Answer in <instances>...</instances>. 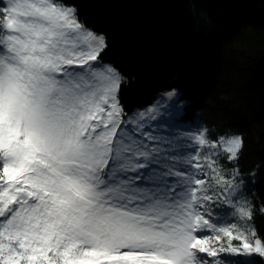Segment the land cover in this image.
<instances>
[{
	"label": "snow or ice",
	"instance_id": "6c2138e0",
	"mask_svg": "<svg viewBox=\"0 0 264 264\" xmlns=\"http://www.w3.org/2000/svg\"><path fill=\"white\" fill-rule=\"evenodd\" d=\"M106 48L63 0H0V264H264L242 136L174 122L175 89L129 115Z\"/></svg>",
	"mask_w": 264,
	"mask_h": 264
},
{
	"label": "trees",
	"instance_id": "16d2710c",
	"mask_svg": "<svg viewBox=\"0 0 264 264\" xmlns=\"http://www.w3.org/2000/svg\"><path fill=\"white\" fill-rule=\"evenodd\" d=\"M80 23L106 37L101 54L127 78L120 103L133 113L173 89L182 119L211 140L242 136L238 166L257 171L245 187L264 239V0H63ZM255 264L260 258L254 257Z\"/></svg>",
	"mask_w": 264,
	"mask_h": 264
},
{
	"label": "rangeland",
	"instance_id": "374dc122",
	"mask_svg": "<svg viewBox=\"0 0 264 264\" xmlns=\"http://www.w3.org/2000/svg\"><path fill=\"white\" fill-rule=\"evenodd\" d=\"M77 16V15H76ZM78 19V17H77ZM80 22V21H79ZM82 24V23H81ZM83 25V24H82ZM84 26V25H83ZM85 27V26H84ZM86 29H88L87 27H85ZM90 30V29H89ZM94 32V31H93ZM97 34V33H96ZM99 35V34H98ZM101 59V58H100ZM102 61V60H101ZM103 62V61H102ZM104 63V62H103ZM104 64H107V63H104ZM110 65V64H109ZM167 92V91H166ZM178 92V91H177ZM164 93V92H163ZM179 93V92H178ZM162 94V93H161ZM161 94L158 96V98L161 96ZM157 98V99H158ZM157 99L151 104V105H147V106H144L142 107L141 109H138V110H143V109H146L150 106H152L154 103H156ZM120 100V99H119ZM178 105H174L173 108H172V111L174 112V116L171 117L170 119H172L174 122L176 123H181L183 122L184 123V128L185 129H188V128H194L195 126H204L206 127L203 123H201L200 121H193V122H186L182 119V114H183V107L185 105V103L181 102L179 100V96H178ZM127 113V112H126ZM129 115H131L132 113H128ZM231 134H234V135H239L237 133H231ZM215 141V140H213ZM207 151V150H205ZM221 164L225 165L228 169H232L233 167H238L235 165V163H228L226 160L222 159L221 160ZM241 173V178L244 180V185H243V188L241 190V193L240 195L246 197L251 203L252 201L246 196L245 194V187L248 185V184H251V183H254L256 180H257V171H254V172H250V173ZM253 205V203H252ZM219 211V210H218ZM249 225L251 228H253L255 230V227H254V224L252 221L249 222ZM256 232V231H255ZM233 243H239L237 241H234ZM231 259H236V260H243V259H246L244 257H231Z\"/></svg>",
	"mask_w": 264,
	"mask_h": 264
}]
</instances>
